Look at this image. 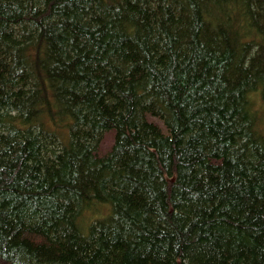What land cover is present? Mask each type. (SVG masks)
Here are the masks:
<instances>
[{
    "label": "trees",
    "instance_id": "1",
    "mask_svg": "<svg viewBox=\"0 0 264 264\" xmlns=\"http://www.w3.org/2000/svg\"><path fill=\"white\" fill-rule=\"evenodd\" d=\"M232 6L0 0V264H264V76Z\"/></svg>",
    "mask_w": 264,
    "mask_h": 264
},
{
    "label": "rangeland",
    "instance_id": "2",
    "mask_svg": "<svg viewBox=\"0 0 264 264\" xmlns=\"http://www.w3.org/2000/svg\"><path fill=\"white\" fill-rule=\"evenodd\" d=\"M228 1L233 5V18L237 26L243 31L250 46L249 58L255 59L260 68V72L264 76V0ZM112 140L113 132L105 133L104 139L99 147V153L106 152L110 148ZM254 152L264 169V146L256 147Z\"/></svg>",
    "mask_w": 264,
    "mask_h": 264
}]
</instances>
